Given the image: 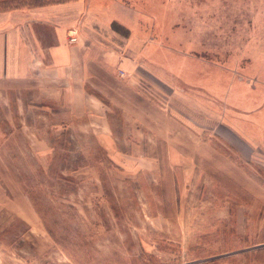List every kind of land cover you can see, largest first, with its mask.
I'll return each instance as SVG.
<instances>
[{
    "label": "rangeland",
    "instance_id": "obj_1",
    "mask_svg": "<svg viewBox=\"0 0 264 264\" xmlns=\"http://www.w3.org/2000/svg\"><path fill=\"white\" fill-rule=\"evenodd\" d=\"M121 1L127 56L185 69L174 94L144 83L208 149L177 152L165 127L130 151L129 121L106 137L2 89L0 264H264V0Z\"/></svg>",
    "mask_w": 264,
    "mask_h": 264
},
{
    "label": "crops",
    "instance_id": "obj_2",
    "mask_svg": "<svg viewBox=\"0 0 264 264\" xmlns=\"http://www.w3.org/2000/svg\"><path fill=\"white\" fill-rule=\"evenodd\" d=\"M118 1L123 2L73 0L1 11L0 91L14 90L15 99L20 102L31 97L29 101L38 103L42 110L49 100L60 102L74 119L77 110L85 109L86 118L98 121L100 131L110 138L112 121H129L124 124L134 127L136 136L128 140L136 146L130 151H139L141 145L142 150L151 148L148 137L162 135L155 130L165 127L174 130L177 152L208 149L207 143H198V134L190 130V124L170 111L171 118L166 107L156 101L151 91L155 85L144 83L150 77L174 94L178 82L191 83L185 69L169 62L163 65L169 74L165 78L167 70L127 56L129 41L121 29H132L138 17H118L109 5L119 4ZM111 22L119 27L112 29ZM69 33L74 34L75 42L68 41ZM119 71L125 75H119ZM207 72L202 71L203 77ZM193 83L208 93L207 80Z\"/></svg>",
    "mask_w": 264,
    "mask_h": 264
},
{
    "label": "trees",
    "instance_id": "obj_3",
    "mask_svg": "<svg viewBox=\"0 0 264 264\" xmlns=\"http://www.w3.org/2000/svg\"><path fill=\"white\" fill-rule=\"evenodd\" d=\"M70 0H0V12L12 9H18L20 7H31V6H44L47 4H60ZM115 29L119 27L118 24L111 22L110 24Z\"/></svg>",
    "mask_w": 264,
    "mask_h": 264
},
{
    "label": "built area",
    "instance_id": "obj_4",
    "mask_svg": "<svg viewBox=\"0 0 264 264\" xmlns=\"http://www.w3.org/2000/svg\"><path fill=\"white\" fill-rule=\"evenodd\" d=\"M69 42H75L76 41V37L74 36V34L69 33Z\"/></svg>",
    "mask_w": 264,
    "mask_h": 264
}]
</instances>
